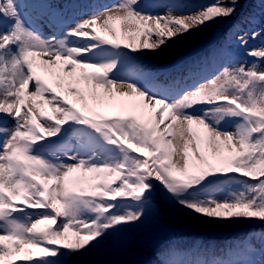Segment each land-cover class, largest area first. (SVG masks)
Segmentation results:
<instances>
[{
  "label": "snow or ice",
  "instance_id": "obj_1",
  "mask_svg": "<svg viewBox=\"0 0 264 264\" xmlns=\"http://www.w3.org/2000/svg\"><path fill=\"white\" fill-rule=\"evenodd\" d=\"M240 3L153 15L121 0L45 37L20 0H0V264H84L77 258L153 206L264 223V67L226 66L174 96L141 85L135 69L118 78L126 61L233 17ZM71 6L35 5L54 27ZM247 54L264 61V47ZM258 239L260 249L243 242L240 259L197 264H264V232Z\"/></svg>",
  "mask_w": 264,
  "mask_h": 264
},
{
  "label": "trees",
  "instance_id": "obj_2",
  "mask_svg": "<svg viewBox=\"0 0 264 264\" xmlns=\"http://www.w3.org/2000/svg\"><path fill=\"white\" fill-rule=\"evenodd\" d=\"M214 2L205 0L202 8ZM262 28L264 5L259 0H241L233 17L214 21L212 30L201 34L204 46L183 64L202 56L210 58L212 53L228 57L249 56L247 53L251 49L264 47V31L257 39L251 38L253 31ZM240 36L248 39L247 45H241ZM254 62L264 67V61L254 57ZM239 187L234 184L231 190ZM262 232L264 223L260 222L224 223L183 213L157 211L153 206L142 224L121 232L113 264H164L165 261L169 264H197L215 258L240 259L242 257L234 253L249 238L255 248H261L258 237Z\"/></svg>",
  "mask_w": 264,
  "mask_h": 264
},
{
  "label": "rangeland",
  "instance_id": "obj_3",
  "mask_svg": "<svg viewBox=\"0 0 264 264\" xmlns=\"http://www.w3.org/2000/svg\"><path fill=\"white\" fill-rule=\"evenodd\" d=\"M37 0H35L36 2ZM202 1L205 0H138L139 9L153 15H165L170 10L173 15L188 14L190 11L194 12L196 9L202 7ZM25 0H22L21 4L25 5ZM121 0H105V3H98L97 5L91 6V11L94 10H103L105 8H111L113 4L120 3ZM173 4H182L184 5L180 9H170V5ZM24 7H22L23 9ZM87 14L77 18H83ZM76 19V20H77ZM29 23V22H28ZM74 22H72L73 24ZM213 22L209 23L207 26L194 29L191 34L178 36L173 41L163 47L161 50L155 52L145 51L134 57L131 61H126L125 66L122 71L118 74V78H126L132 74V69H135V78L137 81L146 87L155 86V90L161 92L164 95L174 96L180 91H183L185 88L194 86L199 82L218 74L223 67H231L237 65L236 60L233 58H227L225 56H218L216 59L207 62V66H195L189 67L185 73L180 70L178 74L171 75L169 70L170 64L175 60L180 59L183 51L192 50L198 43H201V34L204 32H210L212 30ZM125 30L131 28L135 29V25L125 24L123 26ZM64 31V30H63ZM63 33V32H62ZM61 33V34H62ZM58 34L57 36H60ZM47 37L46 35H44ZM50 36V34H49ZM76 42V41H74ZM174 70V69H173ZM157 74V78L152 79L147 84H144V78L147 75L152 73ZM169 72L168 74H165ZM160 78V80H158ZM7 119V118H5ZM11 119H7V127L13 125ZM233 123H227L228 130H233ZM72 143L75 144V140H72ZM177 157H174V159ZM62 159H64L62 157ZM67 162V161H65ZM33 212L36 210H28ZM119 241V233H113L111 236L105 240L101 245L92 249L84 256L78 257L77 259L82 260L84 264L88 263L89 258L92 260L91 264H112L115 260L113 250ZM17 264H24L23 262H17Z\"/></svg>",
  "mask_w": 264,
  "mask_h": 264
},
{
  "label": "bare ground",
  "instance_id": "obj_4",
  "mask_svg": "<svg viewBox=\"0 0 264 264\" xmlns=\"http://www.w3.org/2000/svg\"><path fill=\"white\" fill-rule=\"evenodd\" d=\"M20 2H22V0H20ZM21 11H22V13H23V15H24V18H30L31 19V17L29 16V15H26L25 14V12L23 11V9H21ZM33 24H34V26H36L35 28H37V31L38 32H40V33H42V34H44V33H49V31H48V29H47V27H45L44 25H43V22H40L39 24H36V23H34V22H32ZM61 35H63V33L61 34ZM60 35V36H61Z\"/></svg>",
  "mask_w": 264,
  "mask_h": 264
}]
</instances>
